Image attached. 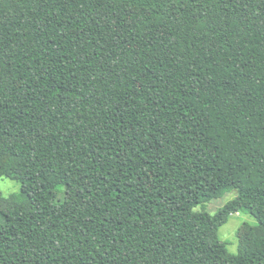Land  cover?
<instances>
[{
	"label": "trees",
	"instance_id": "1",
	"mask_svg": "<svg viewBox=\"0 0 264 264\" xmlns=\"http://www.w3.org/2000/svg\"><path fill=\"white\" fill-rule=\"evenodd\" d=\"M0 177V264H264V0H0Z\"/></svg>",
	"mask_w": 264,
	"mask_h": 264
},
{
	"label": "rangeland",
	"instance_id": "2",
	"mask_svg": "<svg viewBox=\"0 0 264 264\" xmlns=\"http://www.w3.org/2000/svg\"><path fill=\"white\" fill-rule=\"evenodd\" d=\"M20 192V183L11 178L0 177V206H6L8 204L7 199L10 195H17ZM65 189L63 186L57 188V202H61L64 198ZM236 191H230L224 194L221 198L215 199L204 205H197L195 210L205 209L209 213L214 214L216 209L220 207L227 200H231L235 197ZM255 224L256 220L249 214L242 212H235L229 216V219L219 227L217 237L221 242L226 244L227 249L231 253H237L238 250V238L237 229L243 223Z\"/></svg>",
	"mask_w": 264,
	"mask_h": 264
}]
</instances>
